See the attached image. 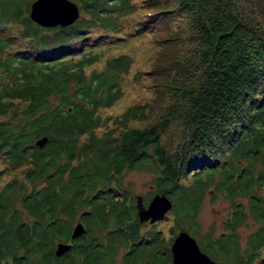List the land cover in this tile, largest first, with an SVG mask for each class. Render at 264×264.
I'll return each instance as SVG.
<instances>
[{"label":"trees","instance_id":"obj_1","mask_svg":"<svg viewBox=\"0 0 264 264\" xmlns=\"http://www.w3.org/2000/svg\"><path fill=\"white\" fill-rule=\"evenodd\" d=\"M72 1L74 23L42 27L31 0H0V164L13 175L0 185V264H115L118 248L122 264H171L181 229L217 264H264V0ZM140 10L135 32L107 36ZM157 26L167 104L143 127L148 104H132L110 127L98 111L121 97L132 60L119 53L87 73L95 48ZM132 171L152 175L144 203L165 194L167 214L139 222ZM209 193L228 203L218 232L197 221ZM76 222L85 231L72 238ZM58 241L71 243L60 255Z\"/></svg>","mask_w":264,"mask_h":264},{"label":"rangeland","instance_id":"obj_2","mask_svg":"<svg viewBox=\"0 0 264 264\" xmlns=\"http://www.w3.org/2000/svg\"><path fill=\"white\" fill-rule=\"evenodd\" d=\"M144 12L145 11L140 10L128 17L121 18L120 33L115 35L109 33L107 36H121L125 33L135 32L133 29L136 21ZM166 35L167 29L157 26L154 33L152 31L146 33L136 32V35H129V39L123 40L120 39V37H111L109 39V37H105L102 40V43H104V40L108 42L100 44L95 48L97 52L101 53L102 59L98 63L87 67V73H89L92 69L100 70L103 66L105 58L119 53H127L132 60L128 72L122 74L119 79L121 97L110 107L102 108L98 111L101 119L105 121L106 125L110 127L113 126V119L120 116L126 108L132 104H141L143 102L148 104L146 108L148 114L147 119L144 122H137L134 124L138 127L147 126L162 112L164 106L167 104V99L171 94L167 91L164 84L167 82V75L158 74V65H161V63H159L161 54L162 51L165 50L164 46H162V44L164 45L163 39ZM153 67L157 68L156 72L152 71ZM1 73L2 71H0V82L4 81L1 78ZM5 81H7V79H5ZM1 168L3 167L0 164V169ZM0 173H2L0 177V185L4 184L5 181L10 180L13 176L12 173L5 172L4 168L0 170ZM16 174L17 173L14 175ZM151 176L152 175L150 173L144 171H132L125 175L124 182L131 185L133 196H144L148 192H153L155 190L150 182ZM227 205V201L221 196L212 199L209 193L206 196L203 206L197 216V221L200 224L201 230L207 231L211 226H214L215 232H218L221 229L223 220L226 218ZM168 212L169 210L165 214ZM149 220L144 222L148 223ZM75 224L76 223H74V225ZM171 224V220L166 217L162 218L158 222L157 229L161 230V234L164 236V240L161 241L162 246H169V228ZM253 227V223L249 222L248 225L241 226L238 229L242 243L245 242V236L253 229ZM123 251L124 249L121 248H118V250L115 251V256L113 258V260H115V264H122L121 260ZM147 259L151 260L149 257ZM160 259L162 262H165V264H169L167 255L160 256Z\"/></svg>","mask_w":264,"mask_h":264},{"label":"water","instance_id":"obj_3","mask_svg":"<svg viewBox=\"0 0 264 264\" xmlns=\"http://www.w3.org/2000/svg\"><path fill=\"white\" fill-rule=\"evenodd\" d=\"M29 18L42 27H65L74 23L80 16L78 5L72 0H31L28 11ZM48 141L47 136L35 140V145L43 147ZM136 210L139 222L165 214L172 207V201L165 194H155L144 205L143 196L135 195ZM81 222H76L72 228L71 237L84 233ZM69 244H56V255L62 254ZM172 264H217L207 253L201 250L196 239L186 230H179L171 246Z\"/></svg>","mask_w":264,"mask_h":264},{"label":"flooded vegetation","instance_id":"obj_4","mask_svg":"<svg viewBox=\"0 0 264 264\" xmlns=\"http://www.w3.org/2000/svg\"><path fill=\"white\" fill-rule=\"evenodd\" d=\"M143 202H144V200H143ZM144 205L146 206L147 204L144 203ZM59 242H63V243H66V244L71 245V243H69V242H67V241H65V242H64V241H58V242H56V244L59 243ZM55 248H56V245H55Z\"/></svg>","mask_w":264,"mask_h":264}]
</instances>
